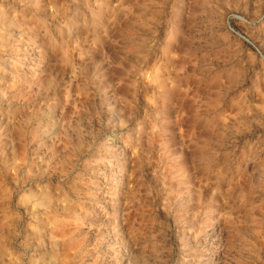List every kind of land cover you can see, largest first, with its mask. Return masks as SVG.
Segmentation results:
<instances>
[{
  "label": "rangeland",
  "instance_id": "rangeland-1",
  "mask_svg": "<svg viewBox=\"0 0 264 264\" xmlns=\"http://www.w3.org/2000/svg\"><path fill=\"white\" fill-rule=\"evenodd\" d=\"M0 264H264V0H0Z\"/></svg>",
  "mask_w": 264,
  "mask_h": 264
}]
</instances>
